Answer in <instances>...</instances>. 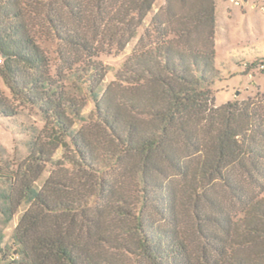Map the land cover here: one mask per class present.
<instances>
[{
  "label": "trees",
  "instance_id": "1",
  "mask_svg": "<svg viewBox=\"0 0 264 264\" xmlns=\"http://www.w3.org/2000/svg\"><path fill=\"white\" fill-rule=\"evenodd\" d=\"M77 1L0 0V80L44 123L28 129L27 157L0 167L3 224L29 207L10 244L0 233V264H118L114 250L144 264H264V93L212 104L221 79L215 0H193L180 15L164 0L173 24L161 29L154 14L161 39L129 56L105 86L111 69L99 60L100 35L77 28L76 20H90L86 0ZM155 1L125 0L100 22L128 29L102 39L121 51L134 36L129 26H140ZM32 14L57 42L55 74ZM246 67L264 74V59ZM87 100L93 108L84 116ZM17 114L0 91V119ZM59 148L65 155L54 161ZM47 165L67 166L78 179L50 176L37 187ZM185 213L195 248L180 222Z\"/></svg>",
  "mask_w": 264,
  "mask_h": 264
},
{
  "label": "rangeland",
  "instance_id": "2",
  "mask_svg": "<svg viewBox=\"0 0 264 264\" xmlns=\"http://www.w3.org/2000/svg\"><path fill=\"white\" fill-rule=\"evenodd\" d=\"M124 1L86 0L87 3H81L86 7L84 11L89 14L90 20L81 19L80 21L75 19L77 28L80 30L82 29L90 35H100L96 44L104 53L99 56V60L103 65L111 69L103 81L102 85L104 86L113 81V73L119 69L120 65L129 56L154 46L161 39L155 26L151 24V18L154 14L161 13L159 18L164 22L161 29H167L173 24L169 19L167 20V17L162 12L164 0H156L151 13L144 18L140 26L135 27L136 19L133 21L134 25L129 26V31L134 30V36L121 51H118L115 45L111 46L105 39H102V35L110 33V29L117 34H122L128 28L126 26L112 27L108 25L105 29H102L103 22L100 21L103 18L107 21L106 19L117 11L118 6H122ZM192 2L193 0H185V4H182L178 0H172L174 12L178 15L184 13L190 8ZM262 8H264V0H215V67L221 75V79L212 86L214 98L212 104L215 106L219 107L234 100L241 102L248 98H253L257 92L264 93V74H259L260 71L257 70V67L250 69L246 73V65L264 59V12L261 11ZM33 24L34 37L39 46L47 53L50 59L51 73L55 74V71L61 67V62L57 57V42L53 39L40 16H33ZM99 25H101V28ZM125 35L127 36V33ZM0 91L18 109L16 117L0 119V147L4 149V153L0 154V167L8 166L9 169H15L17 164L28 155L26 147V143L30 139L27 134L28 129L35 128L40 130L44 123L35 109L13 102L1 80ZM92 108V104L87 100L83 115L87 116ZM76 127L78 128L79 125ZM93 131L99 136L98 129ZM65 152L64 148H59L53 156V160H59L65 155ZM108 175H111L109 176L111 180L118 179L116 175ZM50 176L78 179L76 172L67 166L57 168L47 165L44 173L36 183L37 187H41ZM5 189L6 186H2L0 183V192ZM125 190L126 192L132 191L129 187ZM214 193L221 200H225L224 197L226 195L219 186H216ZM227 204L228 202L225 203V205ZM28 208L26 205H21L10 223L6 225L3 224L0 215V233L4 235L2 245L5 243L10 244L11 235L19 222V218ZM180 222H182L184 227H187L188 242L195 248L197 239L192 233L191 219L187 216V213L182 215ZM114 234L118 236V233L114 232ZM120 234H122L121 231ZM8 254L11 260L14 259L11 253ZM109 254H112L118 264H144L123 252V250H114Z\"/></svg>",
  "mask_w": 264,
  "mask_h": 264
},
{
  "label": "built area",
  "instance_id": "3",
  "mask_svg": "<svg viewBox=\"0 0 264 264\" xmlns=\"http://www.w3.org/2000/svg\"><path fill=\"white\" fill-rule=\"evenodd\" d=\"M236 4H238V3H236ZM261 11L264 12V8H262ZM261 68L263 69V66H261Z\"/></svg>",
  "mask_w": 264,
  "mask_h": 264
}]
</instances>
